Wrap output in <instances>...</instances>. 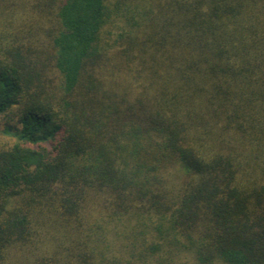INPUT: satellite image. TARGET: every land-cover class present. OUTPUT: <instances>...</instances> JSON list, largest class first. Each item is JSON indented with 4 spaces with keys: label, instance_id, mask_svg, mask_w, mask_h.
<instances>
[{
    "label": "trees",
    "instance_id": "trees-1",
    "mask_svg": "<svg viewBox=\"0 0 264 264\" xmlns=\"http://www.w3.org/2000/svg\"><path fill=\"white\" fill-rule=\"evenodd\" d=\"M0 264H264V0H0Z\"/></svg>",
    "mask_w": 264,
    "mask_h": 264
},
{
    "label": "rangeland",
    "instance_id": "rangeland-1",
    "mask_svg": "<svg viewBox=\"0 0 264 264\" xmlns=\"http://www.w3.org/2000/svg\"><path fill=\"white\" fill-rule=\"evenodd\" d=\"M1 125L2 124H0V140L6 141L8 143L14 142L15 140H14L13 137H8V136H5V135L2 134V132H1L2 126Z\"/></svg>",
    "mask_w": 264,
    "mask_h": 264
}]
</instances>
